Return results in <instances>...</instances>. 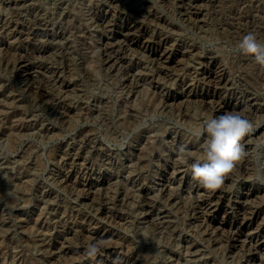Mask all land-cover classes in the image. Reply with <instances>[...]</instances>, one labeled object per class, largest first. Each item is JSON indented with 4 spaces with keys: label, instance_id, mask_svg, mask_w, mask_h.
<instances>
[{
    "label": "rangeland",
    "instance_id": "374dc122",
    "mask_svg": "<svg viewBox=\"0 0 264 264\" xmlns=\"http://www.w3.org/2000/svg\"><path fill=\"white\" fill-rule=\"evenodd\" d=\"M135 1L144 6L138 19L148 35L167 37L173 50V70L159 84L156 65L146 53L116 48L111 51L119 58L116 66L104 62L103 45L110 35L97 16L105 0H29L19 6L0 0V26H6L2 32L0 27V264H102L136 252L150 264H169L170 254L185 241L204 251L206 264H241L236 255L222 259V247L209 242L190 211L192 188L199 184L190 165L203 143L195 133L214 116L199 98L201 90L211 88L203 74L224 68L241 92L239 112L255 129L246 137L252 144L250 175L244 177L236 167L221 190L235 197L244 181L264 187L256 180L264 173V67L236 48L249 31L264 40V0ZM40 45L47 46L45 53L36 52ZM21 55L38 66L31 87L14 66ZM129 71L138 79L129 84H134L133 95L124 89ZM62 84L69 85L65 93ZM160 93L169 104L172 96L181 97L166 107ZM132 115L135 121L128 127L125 116ZM84 136L91 139L88 147L80 144ZM95 145L101 151H94ZM180 146L190 153L187 162L178 154ZM163 166L173 190L170 203L161 192ZM98 175L105 183L100 185ZM89 181L100 192L94 207L76 208L75 196ZM141 193L150 198V219ZM224 198L228 203L229 195ZM263 201L264 191L253 205ZM102 206L106 210L100 213ZM223 214L217 212L214 224L227 228ZM263 218L264 210L256 222ZM90 232L101 235L96 258L85 254Z\"/></svg>",
    "mask_w": 264,
    "mask_h": 264
},
{
    "label": "bare ground",
    "instance_id": "6f19581e",
    "mask_svg": "<svg viewBox=\"0 0 264 264\" xmlns=\"http://www.w3.org/2000/svg\"><path fill=\"white\" fill-rule=\"evenodd\" d=\"M26 1H29V0H6L8 5H13V6H19L23 3H25ZM105 2H106V7L104 8L103 12H101L97 16L98 22H99L98 25H100L102 27V29L106 33H108V35H110L109 39L103 45V53L102 54H103L104 62L106 64H110L109 67H113L114 63L116 64L118 62L119 58H116V57L111 55V51L115 50L116 48H120L123 52L131 51V50L132 51L138 50L142 53H146L147 54L146 56H149L151 58V61L156 65V78H157L156 83L159 84V82H160L159 78L162 77L163 75H166L167 73H170L171 70H173V67H172L173 63L170 64V62L172 61V58L174 55H173L172 48H169V46H168V38L167 37L166 38H159L158 36H154V38H153V36L148 35V29L138 19V17L141 15L140 13L142 11H144V6H142V3L139 4L135 0H133L131 3H128L127 0H105ZM118 8L119 9L121 8V10H118ZM146 13L148 16L151 15L150 11H148ZM146 13H145V15H146ZM153 18H155V17H153ZM156 18H157V20L161 19L158 21H162V18H159V17H156ZM9 23L11 24V22H9ZM162 24H164V23H162ZM36 26H37V24H36ZM0 27H1V32L6 30L5 25H1ZM34 31L35 32H34L33 36L35 37V35L38 34V32H39L38 27ZM41 31H42V29H41ZM22 34H23V32H22ZM46 37L51 39V37L53 38L54 36L52 33V34H48V36H46ZM0 40H2V39H0ZM33 45H32V47H33ZM1 46H2V44H1ZM5 47H7V46H5ZM47 49L48 48L45 45H40V46H38V48L37 47L35 48V50H37L36 52H39V53H45L47 51ZM14 66L18 69L19 73L22 74L23 77H25L27 85L31 87L33 85V82H32L33 73L36 71L35 69L38 68L36 62L30 60L28 58V55L27 56L21 55L19 58H17L14 61ZM114 66H116V65H114ZM174 68H175V66H174ZM130 73L131 74H128V73L125 74V78H124V83H126V85L124 86V89H125V92L127 95H133L132 86L134 84H136L138 81L136 75L133 74L132 72H130ZM203 75H204L205 81L208 82V84L210 85L209 87H211V88L210 89L208 88L207 90L206 89L201 90V92L199 91L200 92L199 98L201 99L202 102H204L203 104H206V106L208 105L209 108H212L214 116L224 114L225 112H239V109L241 107V101H240V98H241L240 93L241 92H237L238 89L236 90V88L232 87L230 80H229V77H228V72L224 68H222L218 71L217 70H213V71L208 70ZM132 82L134 84L129 85ZM68 88H69V85L62 84V88L60 90H62V92L65 93L69 90ZM177 90H179V89H177ZM224 91H227L226 96L222 95V93ZM243 94H244V92H243ZM160 95L162 98H164L166 107L167 106H170V107L175 106L176 101L179 100L181 97L179 95L172 96L171 97L172 102L169 104L168 103L170 101L169 98L167 99V97H165V94L160 93ZM245 99H246V97H245ZM245 102H246V100H245ZM163 104H164V102H163ZM130 111H132V109ZM127 112H128V110H127ZM125 118H126L125 122H126L128 127H130L135 121L134 115L125 116ZM102 120L107 121V118L103 117ZM251 136H248V137H251ZM82 138H85V141L83 140L82 143H80V144H82V146L83 145L86 146V144L89 142L88 140L91 141V139L88 138L87 136H84ZM249 139H246V137H245V139L242 141V143L245 146L246 155L236 166L237 169H239L240 174L244 175V177L250 175V168L248 167V164L251 161V156H250V153L248 152V150H249V148H251L252 144L250 142L251 140H249ZM86 147H88V146H86ZM96 150H100V149L95 145L94 151H96ZM102 156L105 157L106 159L110 158L105 153H102ZM84 161H85V159H84ZM163 169L164 170L162 171V173H159L162 176V178L160 180V184L162 185L161 186L162 187L161 192H162L163 196L166 198V201H168L170 203L172 200H174L173 190L171 187L170 178H168L169 176L167 175L168 174V168L166 166H163ZM174 169H175V167H174ZM237 169H236V171H237ZM179 171H182V169ZM179 171H177V172H179ZM233 174H234V172H233ZM233 174H230V176L228 178H226V180L230 179V177ZM105 179L106 178H101L98 175L97 181H99V183L101 185V183H105ZM64 180H66V179H64ZM180 181H181V184L184 185L186 180L184 178H182ZM93 182L89 181L87 184H85L86 188H85L84 193L77 194L75 196L74 206L76 208L81 207V205H83V204H87V205H89V204L93 205L94 204L96 196L98 194H100V192L97 190H93ZM83 188H84V186H83ZM221 188H223V187H220V188L215 189V190H209V189L203 188L199 184L196 185L195 187H193L192 188V192H193L192 198L193 199L191 198L192 201H191V204L189 206L190 211L193 212L192 213L193 216H195L199 220L201 225L205 227V229L204 228L203 229L209 235V238H208L209 242H211L214 245H220L222 247L221 248V251H222L221 254L223 256L222 259H224L226 256H228L230 258V257H232V255H236V257L239 258V261L241 264H264V260L262 259V258H264V255H262L263 257L261 256V254L264 253V218H263L262 222H258V223L256 222L258 217L260 216L261 212L264 210V203L263 204L259 203L258 205L255 204V206L253 205V203H254L253 201L256 199V197H259V195L262 194V192L264 191V187H262L260 185L254 186L252 183L249 184V183H245V181H244L241 184V191L237 192L238 194L235 197H234V195L233 196L231 195L232 193L230 190L228 193L226 190H221ZM75 189L76 188H74L73 190H75ZM77 191H78V188H77ZM102 192H103V190H102ZM174 192H175V190H174ZM141 194H142V200L144 201V203H146V213H147L146 217L148 219H150L151 217H153L152 216L153 209H152V206L149 205L150 198H149L147 193H141ZM102 195H103V193H102ZM227 195H229V198L227 200L228 203H225L224 197ZM121 202H122V200H121ZM123 202H124V200H123ZM98 204H99V202H98ZM107 206H108V204H107ZM93 207H94V205H93ZM96 208H97V206H96ZM103 210L104 211L106 210L105 206H102L98 209V211L100 213ZM219 210H222L224 213L223 216L226 217V218L225 217L224 218L226 219L225 222L228 224L227 228L216 226V224H214L215 218L217 216V212ZM104 217H105V214H104ZM102 223H103V221H102ZM149 223H151V222H149ZM103 225H105V224H103ZM84 226H85V224H84ZM98 228L101 229L100 227H98ZM243 231H247V234L244 237L242 236ZM100 236L101 235L98 232L91 233V235L86 240H84L86 248L88 247V245H90L92 243H98L99 244V240L101 239ZM222 243H225V244H222ZM194 245L188 241H185L181 250L180 251L176 250L177 251L176 254L175 253L170 254V251L166 250V253L170 254V258H171L170 262H172L173 264H188V262H194L195 264H197V263L206 264L207 262L204 261L202 258L203 255L205 254L204 251H201L202 249H200V248L195 249L196 245L195 246ZM223 246H225V247H223ZM131 248H133V247H131ZM100 249L102 250L101 247H100ZM105 252L110 253L111 251L107 249V250H105ZM121 262H123L124 264H150V263L146 262V259L144 258V256L142 254H140V252H136L135 256H128V257H126L122 260H118V261L116 260V257L115 258L109 257L102 264H117V263L120 264ZM170 262H169V264H170Z\"/></svg>",
    "mask_w": 264,
    "mask_h": 264
},
{
    "label": "clouds",
    "instance_id": "9594fccd",
    "mask_svg": "<svg viewBox=\"0 0 264 264\" xmlns=\"http://www.w3.org/2000/svg\"><path fill=\"white\" fill-rule=\"evenodd\" d=\"M236 48L264 67V40L259 39L255 32L249 31L243 35ZM254 129L253 122L239 112H225L205 118L199 131L195 133L197 137H203V143L201 154L190 165L192 178L203 188H220L246 155L242 141ZM178 154L185 162L190 156L184 146L178 148ZM256 180L264 183V173L258 174ZM100 250L98 243H92L88 245L85 254L89 258H95Z\"/></svg>",
    "mask_w": 264,
    "mask_h": 264
}]
</instances>
